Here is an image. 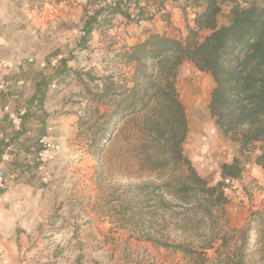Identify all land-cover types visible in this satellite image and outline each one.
<instances>
[{
    "label": "rangeland",
    "instance_id": "374dc122",
    "mask_svg": "<svg viewBox=\"0 0 264 264\" xmlns=\"http://www.w3.org/2000/svg\"><path fill=\"white\" fill-rule=\"evenodd\" d=\"M102 1L0 0L5 16L0 34L10 42L3 51L26 56L20 58L21 66L36 63L48 74L49 79L41 87L40 117L45 129L55 128L58 133L62 131L57 124L67 120L68 147L74 152L73 173L80 175L74 191L54 201L39 231L44 236L42 246L32 253L28 264H228L240 232L223 233L224 214L237 213L240 205H231L228 211L225 206L217 208L212 224L174 231L168 211L148 207L154 197L142 185L160 184L161 178L138 170L136 120L129 117L117 124L108 122L118 98L92 102L89 95V91L99 92L106 78L130 86L133 67L118 60L117 54L150 33L183 41L186 26L192 25L186 8L201 11L202 7L192 5L193 0H112L115 6L101 7ZM225 6L223 12L228 8ZM110 8L121 12L109 15ZM161 9L164 14L160 15ZM82 31L86 33L84 37L80 36ZM213 86L211 77L197 71L190 62L184 61L178 67L176 88L188 125L182 151L211 186L219 181L220 165L238 155L236 144L222 136L209 114ZM109 125L110 132L106 134ZM61 147L60 159L65 152L63 144ZM56 163L50 169L51 178L57 174ZM163 176L166 178V173ZM260 191L262 187L256 180L249 186L240 177L238 191L226 188L225 194L233 199L252 197ZM124 204H129L130 213H125ZM249 219L243 228L252 226ZM253 234L256 232H248L249 236ZM221 235L226 238L224 245L220 243ZM145 236L190 248L210 242L212 248L205 252L204 261L160 248L146 241ZM247 254H252L249 261L259 260L257 251L248 250Z\"/></svg>",
    "mask_w": 264,
    "mask_h": 264
},
{
    "label": "trees",
    "instance_id": "16d2710c",
    "mask_svg": "<svg viewBox=\"0 0 264 264\" xmlns=\"http://www.w3.org/2000/svg\"><path fill=\"white\" fill-rule=\"evenodd\" d=\"M226 2L229 6L224 5ZM193 4L202 10L192 19V25L186 26L183 41L150 33L117 54L118 60L133 67L130 86L106 78L99 92L89 91L92 102L118 98L108 122L117 124L129 117L136 120L138 170L161 178L160 184L142 185L154 197L148 201V207L168 211L177 232L185 231L186 226L215 222V210L229 202L223 181L239 180L252 154L258 152L256 164L264 167V0H244V6L236 0H193ZM224 6L228 12L226 22L221 24ZM108 12L113 15L121 10L110 8ZM93 23L97 24V20ZM184 61L211 77L214 86L209 114L222 136L237 145L238 155L230 163L220 165L219 181L213 186L198 175L182 151L188 125L176 78ZM44 83L37 88L38 100L42 99ZM136 189L140 190L141 184ZM128 205L123 206L127 207L126 214L131 209ZM249 221L252 226L242 230L241 246L228 264H256L249 261L252 254L248 256L247 251L257 245L261 246L259 262L264 264V208L250 212ZM249 231H255L256 235L249 236ZM144 239L160 248L201 259L212 248L210 242L190 248L152 236ZM220 241L224 245L225 236L221 235Z\"/></svg>",
    "mask_w": 264,
    "mask_h": 264
},
{
    "label": "crops",
    "instance_id": "0c3cea01",
    "mask_svg": "<svg viewBox=\"0 0 264 264\" xmlns=\"http://www.w3.org/2000/svg\"><path fill=\"white\" fill-rule=\"evenodd\" d=\"M153 2L156 1H150ZM2 5L0 4V7ZM1 11L0 8V23L5 18ZM174 12L177 14L176 10ZM227 12L222 10V17L219 19L221 24L226 22ZM8 43L10 42H6L0 34V58L11 61L26 58L20 54L3 51V46H7ZM46 75L48 74L40 70L36 63L34 65L25 63L22 66L13 64L9 70L0 73V78L12 82L11 94L4 95L0 92V174L8 183L7 188L0 190V264L32 262L29 260L33 257L32 253H35L43 243L44 236L39 234L40 228L50 216L54 201L62 200L73 192L80 178V175L73 173L74 152L71 150L72 147H68L70 127L67 120H61L57 124L62 131L58 133L54 132L55 128L45 129L42 116L40 117V110L43 107L40 108L42 103L38 100L37 88L49 79ZM5 107L10 111L20 107L27 108V115L18 129L13 127L8 119V115L4 112ZM43 136L65 147L63 157L55 164L57 174L47 185L42 183L34 163L39 149L38 140ZM234 147L237 149V145ZM257 154L258 152L252 154L245 164L241 178L249 186L256 180L262 191L253 194L252 197L239 196L233 199L228 197L231 200L224 207V210L228 211L229 206L240 205L237 213L224 214L223 233L234 232L237 235L240 232V238L233 246L235 251L230 256L231 261L234 260L237 249L241 246L243 225L248 221L250 212L264 208V167L256 164ZM232 158L233 156L227 163ZM59 175L61 178H58ZM251 248L250 252L257 251L260 258L261 246H251Z\"/></svg>",
    "mask_w": 264,
    "mask_h": 264
},
{
    "label": "built area",
    "instance_id": "2783aa9c",
    "mask_svg": "<svg viewBox=\"0 0 264 264\" xmlns=\"http://www.w3.org/2000/svg\"><path fill=\"white\" fill-rule=\"evenodd\" d=\"M237 4L244 6V0H236ZM115 6V2L112 0H103L101 3V7L105 6ZM187 13L193 19L197 14H199L200 10L195 7H187ZM159 14H164V10H160ZM86 33L84 31L80 32V36L84 37ZM23 60L17 59L12 62L0 58V73L5 70H9L12 65L21 66ZM32 59H28V62H32ZM0 92L4 95H9L12 92V82L3 78H0ZM4 112L8 115V119L10 120L13 127L18 129L22 120L26 115V107H20L15 111H10L8 107L4 108ZM39 149L35 155L34 163L36 165V170L38 171L41 181L44 184H49L51 182L50 169L53 163L59 161L62 154V147L60 143L54 140H50L45 136L41 137L38 140ZM224 184L229 192L238 191V180H230L225 179ZM8 183L6 179L0 174V190H4L7 188Z\"/></svg>",
    "mask_w": 264,
    "mask_h": 264
}]
</instances>
